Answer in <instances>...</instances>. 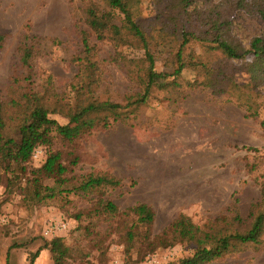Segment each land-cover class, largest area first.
Wrapping results in <instances>:
<instances>
[{
  "label": "rangeland",
  "instance_id": "374dc122",
  "mask_svg": "<svg viewBox=\"0 0 264 264\" xmlns=\"http://www.w3.org/2000/svg\"><path fill=\"white\" fill-rule=\"evenodd\" d=\"M89 1L0 0L1 101L7 103L38 87L41 72L45 75L38 84H46L43 80L51 76L59 94L75 86L79 66L73 59L83 50L81 31L89 32L84 19ZM140 9L146 25L163 17L161 8L149 2ZM232 23V34L245 46L264 32V20L255 16L238 15ZM31 36L44 40L31 43L27 40ZM89 38L95 46L94 60L101 63L96 96L126 104L128 97L143 91L144 51L116 48L113 41H100L92 32ZM26 42L35 50L32 63L37 76H31L21 60ZM177 49L173 42L153 50L158 72L174 71ZM183 55L191 64L229 61L221 50L210 59L204 57L203 47L196 42L188 44ZM234 64L237 69L228 75L240 86L248 84L250 77L242 70L243 62ZM196 78L197 72L188 65L180 87L153 88L145 104L133 107L135 113L127 123L99 127L74 141L54 132L52 144L39 146V155L33 156L24 170L0 168V264H31L32 260L34 264H56L48 246L56 238L69 250L62 264H178L193 256L195 246L189 243L173 242L149 254H145L148 249L141 238L128 243L126 233L135 217L97 215L100 193L76 189L90 174L105 173L121 181L120 187L103 195L119 213L140 203L153 208L156 217L151 241L179 214L199 226L236 212L248 219L264 191V99L258 101V116L249 117L232 86L227 87L228 93L189 87L186 82ZM16 110L5 112L10 117L9 133L16 126ZM50 117L61 125L69 124L63 113ZM50 152H59L69 171L60 183L42 178L38 196L33 180ZM46 186L55 188L54 197H49ZM140 231L146 230L142 227ZM239 249L210 264H264V249Z\"/></svg>",
  "mask_w": 264,
  "mask_h": 264
},
{
  "label": "trees",
  "instance_id": "16d2710c",
  "mask_svg": "<svg viewBox=\"0 0 264 264\" xmlns=\"http://www.w3.org/2000/svg\"><path fill=\"white\" fill-rule=\"evenodd\" d=\"M99 1L102 5L97 0H90L84 8V19L89 32L94 33L100 41H113L116 48L128 46L144 51L143 91L128 97L126 104L100 100L95 90L100 79L101 63L94 60L95 46L90 43L89 32L81 31L83 50L73 59V62L78 64L79 71L76 84L68 93L59 94L51 76L43 80L46 84H38V81H42L40 76L45 75L41 72L37 78L38 87L23 91V95L7 103L0 100V168L11 170L13 166H17L24 170L39 146L48 147L52 144L54 132L64 140L74 141L99 127L109 128L115 123H127L135 109L148 101L153 88L180 87L188 65L198 74V78L186 82L189 87H209L228 93L227 87L230 85L239 105L245 107L249 113L248 116H258V101L260 98L264 99V32L253 37L249 45L245 46L232 34L231 28L238 15L245 14L264 20V0ZM144 2L161 8L163 17L158 23L146 25V19L140 9ZM27 40L32 43L44 39L31 36L27 37ZM53 41L57 42L56 39ZM173 42L178 45L172 63L174 71L158 72L157 57L153 50L162 44ZM193 42L203 47L204 57L210 59L221 50L227 54L229 61L209 65L203 62H186L184 49ZM25 45L22 63L29 69L31 76H37L38 71L36 72L32 63L35 56L34 47L28 46L27 42ZM234 61L243 62L242 70L250 77L248 84L240 86L235 83L232 75H228V71L233 73L237 69ZM125 63L130 64L126 59ZM14 108L17 109L14 122L16 126L12 133H9L10 117L5 116V112ZM58 112L69 119V124L61 125L50 117ZM72 125L75 126L71 127ZM61 160L62 155L59 152H50L44 165L36 171L33 182L38 188V196L41 195L40 188L43 187L42 178H52L60 183L63 175L69 171ZM120 186V180L104 173L90 174L76 189L100 193L97 215H133L136 221L126 233L127 240L132 243L135 238H141V242L148 249L145 254L158 247L170 246L173 242L189 243L195 246L193 256L178 264H210L229 254L237 253L240 247L244 250L250 247L258 251L264 249V191L261 200L252 206L248 219H242L238 212H233L235 214L232 216L219 217L199 226L193 223L191 218L179 214L162 234L156 237V241H151L150 231L156 217L151 206L140 203L126 212L119 213V208L111 200L103 199L107 190ZM45 189L50 192L49 197L55 196L54 187L46 186ZM237 202L238 200H235V204ZM133 227H136L135 232ZM142 227L146 231H140ZM48 246L56 264H62L69 251L62 240L53 239ZM131 250L128 247V252ZM37 257L38 253L34 258ZM31 264H34V260Z\"/></svg>",
  "mask_w": 264,
  "mask_h": 264
},
{
  "label": "built area",
  "instance_id": "2783aa9c",
  "mask_svg": "<svg viewBox=\"0 0 264 264\" xmlns=\"http://www.w3.org/2000/svg\"><path fill=\"white\" fill-rule=\"evenodd\" d=\"M38 155H39V151H38V150H35V152H34V155H33V156L37 157Z\"/></svg>",
  "mask_w": 264,
  "mask_h": 264
}]
</instances>
